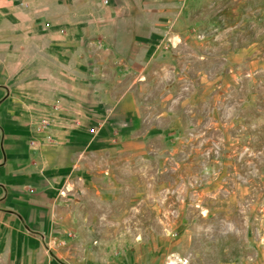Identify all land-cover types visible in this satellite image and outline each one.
I'll return each instance as SVG.
<instances>
[{"label":"rangeland","instance_id":"rangeland-1","mask_svg":"<svg viewBox=\"0 0 264 264\" xmlns=\"http://www.w3.org/2000/svg\"><path fill=\"white\" fill-rule=\"evenodd\" d=\"M160 9L117 77L94 53L127 111L72 118L87 147L38 234L45 263L264 264V0ZM12 247L4 264L40 263Z\"/></svg>","mask_w":264,"mask_h":264},{"label":"crops","instance_id":"crops-1","mask_svg":"<svg viewBox=\"0 0 264 264\" xmlns=\"http://www.w3.org/2000/svg\"><path fill=\"white\" fill-rule=\"evenodd\" d=\"M162 1L0 0V264L12 245L51 264L38 234L50 240L58 192L87 147V125L71 120L127 111L129 98L91 76L105 67L94 53L111 56L117 77Z\"/></svg>","mask_w":264,"mask_h":264},{"label":"built area","instance_id":"built-area-1","mask_svg":"<svg viewBox=\"0 0 264 264\" xmlns=\"http://www.w3.org/2000/svg\"><path fill=\"white\" fill-rule=\"evenodd\" d=\"M46 124V123H45ZM29 191H31V189H29ZM166 264H173V262L170 260L169 262H167Z\"/></svg>","mask_w":264,"mask_h":264}]
</instances>
